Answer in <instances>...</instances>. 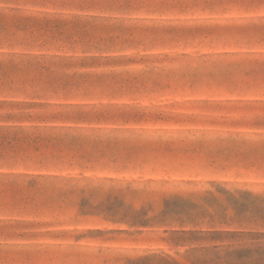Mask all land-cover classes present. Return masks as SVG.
<instances>
[{"label": "rangeland", "instance_id": "rangeland-1", "mask_svg": "<svg viewBox=\"0 0 264 264\" xmlns=\"http://www.w3.org/2000/svg\"><path fill=\"white\" fill-rule=\"evenodd\" d=\"M175 262L264 264V0H0V264Z\"/></svg>", "mask_w": 264, "mask_h": 264}, {"label": "trees", "instance_id": "trees-1", "mask_svg": "<svg viewBox=\"0 0 264 264\" xmlns=\"http://www.w3.org/2000/svg\"><path fill=\"white\" fill-rule=\"evenodd\" d=\"M184 235H186V234H184ZM200 249H201V248H200ZM217 249H219L218 246H211V247L208 248L207 250L202 248V250H204V251H208L213 257H215L216 255H218V252H216ZM196 251H199L198 248H195V249H191V250H190L191 253H194V252H196ZM237 252H238V250H237ZM237 252L229 253V254H227V257H230L231 255H236ZM173 264H177V263L175 262V263H173Z\"/></svg>", "mask_w": 264, "mask_h": 264}]
</instances>
